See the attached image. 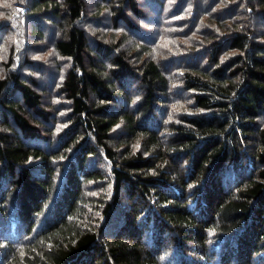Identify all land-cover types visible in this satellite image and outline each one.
Wrapping results in <instances>:
<instances>
[{
    "label": "trees",
    "instance_id": "16d2710c",
    "mask_svg": "<svg viewBox=\"0 0 264 264\" xmlns=\"http://www.w3.org/2000/svg\"><path fill=\"white\" fill-rule=\"evenodd\" d=\"M28 1L0 71V264H264V0Z\"/></svg>",
    "mask_w": 264,
    "mask_h": 264
},
{
    "label": "rangeland",
    "instance_id": "374dc122",
    "mask_svg": "<svg viewBox=\"0 0 264 264\" xmlns=\"http://www.w3.org/2000/svg\"><path fill=\"white\" fill-rule=\"evenodd\" d=\"M179 1V0H178ZM30 2L28 0H0V14L3 13V10H5V19L1 18L0 16V71L2 67H4L3 62H5L8 59L10 46L15 43V37L16 33L15 30L10 29L7 27V22L12 21V17L19 11H27L29 9ZM35 21H30V24L33 25ZM99 23H102L104 25H107L109 23V20L106 18L99 19ZM133 34H136V36L141 38H149L143 34H137L136 32H132ZM154 35V34H153ZM49 41V40H48ZM167 45V43H165ZM39 48H44L42 45L38 46ZM21 49V48H20ZM22 50V49H21ZM45 50V49H44ZM24 52V51H23ZM23 52L20 55V58H18V61L15 63L14 69H22V71L25 73L24 75L26 77H34L36 80V77H40L41 74L36 71L37 68L43 73L48 72L47 70L43 69L42 66L34 65L35 63L33 61H37V58H39L43 53L41 54H35L31 56L33 58L32 60L28 61L27 66L25 65V61H23ZM15 53H16V47H15ZM46 59V56H45ZM43 60V59H42ZM43 69V70H42ZM50 69V68H49ZM47 76V77H46ZM45 77V78H44ZM56 76L52 75H46L44 74L42 78L39 80V87L52 91V88L54 86Z\"/></svg>",
    "mask_w": 264,
    "mask_h": 264
},
{
    "label": "bare ground",
    "instance_id": "6f19581e",
    "mask_svg": "<svg viewBox=\"0 0 264 264\" xmlns=\"http://www.w3.org/2000/svg\"><path fill=\"white\" fill-rule=\"evenodd\" d=\"M133 251V250H132ZM132 254V253H131Z\"/></svg>",
    "mask_w": 264,
    "mask_h": 264
}]
</instances>
